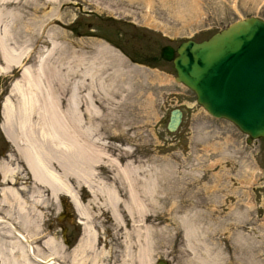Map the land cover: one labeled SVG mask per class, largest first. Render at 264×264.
I'll return each mask as SVG.
<instances>
[{"label": "rangeland", "instance_id": "rangeland-1", "mask_svg": "<svg viewBox=\"0 0 264 264\" xmlns=\"http://www.w3.org/2000/svg\"><path fill=\"white\" fill-rule=\"evenodd\" d=\"M251 16L264 20V0H0L1 33L8 32L17 56L28 50L0 75V125L1 102L15 82L25 84L26 67L38 76L37 102H72L77 88L83 108L93 102L100 109L86 115L89 133L77 136L99 161L96 172L124 201L129 182L138 189L143 180L155 181L148 221L154 264H264V138L250 140L231 122L212 118L160 56L164 46L207 40ZM10 99L20 102L16 95ZM177 108L183 122L170 133L167 123ZM7 146L18 177L36 191ZM70 180L101 236L98 251L120 264L129 223L116 226L105 198ZM45 212L46 221L54 220L57 206L47 199ZM54 227L60 239L62 227Z\"/></svg>", "mask_w": 264, "mask_h": 264}, {"label": "bare ground", "instance_id": "bare-ground-1", "mask_svg": "<svg viewBox=\"0 0 264 264\" xmlns=\"http://www.w3.org/2000/svg\"><path fill=\"white\" fill-rule=\"evenodd\" d=\"M9 40L8 32L0 31V62H4L0 75L9 72L28 53L22 50L17 56L19 51L11 47ZM22 77L25 84L15 82L10 95V98L16 95L20 102L9 97L3 101L0 128L24 163L36 191L25 184L21 188L7 184L20 175V168L9 162L0 163L2 181L8 186L0 189V264H110L107 251H98L101 236L71 178L80 182L93 198L97 195L105 198L104 208L116 226L129 223L120 264H154L155 235L148 221L152 219L149 207H154L158 191L155 181L143 180L138 189L135 182H129L126 201L122 200L119 190L109 187L96 172L99 161L77 138L79 133H89L84 125L86 115L98 112V106L90 102L83 108L77 102V88L71 95L72 102H37L41 91L35 80L38 76L26 67ZM143 195L148 203L142 199ZM62 196L72 200L82 226L81 239L72 250L43 228L47 199L57 206L58 212Z\"/></svg>", "mask_w": 264, "mask_h": 264}, {"label": "water", "instance_id": "water-1", "mask_svg": "<svg viewBox=\"0 0 264 264\" xmlns=\"http://www.w3.org/2000/svg\"><path fill=\"white\" fill-rule=\"evenodd\" d=\"M160 56L212 118L231 122L250 140L264 138V20H238L207 40L164 46ZM183 116L171 111L168 132L178 131Z\"/></svg>", "mask_w": 264, "mask_h": 264}, {"label": "flooded vegetation", "instance_id": "flooded-vegetation-1", "mask_svg": "<svg viewBox=\"0 0 264 264\" xmlns=\"http://www.w3.org/2000/svg\"><path fill=\"white\" fill-rule=\"evenodd\" d=\"M4 137V136H3ZM6 138H2L0 136V163L2 162H9L14 166V164L16 163L19 167L18 162L14 161L15 159L11 158V150L9 149V147L7 146V143H9L7 140H5ZM0 176H1V170H0ZM0 182L2 184H5V182L2 181V178L0 179ZM28 183V184H27ZM7 184L13 185L17 188H21V185L25 184L28 187H31L30 181H28V178L25 180L22 177H15L14 181L9 180L7 182ZM59 211L56 212V216H54V220L49 219L48 221H46V216L43 219L44 220V231L46 233H48L49 235L55 236V225L62 227V234H61V238L60 240L62 241V243L64 244V246L68 249H74L76 248L77 244L79 243V240L81 239L80 235H79V229H78V225H79V219L77 218L78 215L74 209V206L72 204V202L69 200L67 201V199H63V198H59ZM71 206L73 209L72 211H69L68 206ZM46 222H48L46 224ZM101 244V243H100ZM98 243V246L100 247V245Z\"/></svg>", "mask_w": 264, "mask_h": 264}]
</instances>
